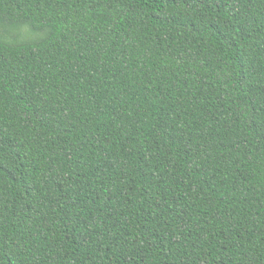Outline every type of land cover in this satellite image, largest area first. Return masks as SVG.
<instances>
[{
	"label": "trees",
	"instance_id": "16d2710c",
	"mask_svg": "<svg viewBox=\"0 0 264 264\" xmlns=\"http://www.w3.org/2000/svg\"><path fill=\"white\" fill-rule=\"evenodd\" d=\"M0 264H264V0H0Z\"/></svg>",
	"mask_w": 264,
	"mask_h": 264
}]
</instances>
